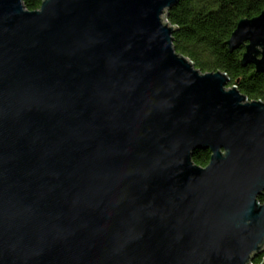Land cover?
<instances>
[{
	"label": "water",
	"instance_id": "1",
	"mask_svg": "<svg viewBox=\"0 0 264 264\" xmlns=\"http://www.w3.org/2000/svg\"><path fill=\"white\" fill-rule=\"evenodd\" d=\"M178 1L0 0V264L264 252V101L176 51ZM227 44L264 72V10Z\"/></svg>",
	"mask_w": 264,
	"mask_h": 264
},
{
	"label": "trees",
	"instance_id": "2",
	"mask_svg": "<svg viewBox=\"0 0 264 264\" xmlns=\"http://www.w3.org/2000/svg\"><path fill=\"white\" fill-rule=\"evenodd\" d=\"M43 0H24L29 10L40 8ZM264 10V0H179L167 11L165 20L175 27L174 47L187 56L202 72L222 71L249 100L264 101V72L253 64L241 62L245 47L231 51L227 41L243 18H252ZM210 150H199L193 160L206 166ZM263 201V197H260ZM264 252L256 256L253 264H260Z\"/></svg>",
	"mask_w": 264,
	"mask_h": 264
},
{
	"label": "built area",
	"instance_id": "3",
	"mask_svg": "<svg viewBox=\"0 0 264 264\" xmlns=\"http://www.w3.org/2000/svg\"><path fill=\"white\" fill-rule=\"evenodd\" d=\"M253 264V263H252Z\"/></svg>",
	"mask_w": 264,
	"mask_h": 264
}]
</instances>
